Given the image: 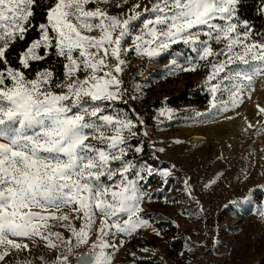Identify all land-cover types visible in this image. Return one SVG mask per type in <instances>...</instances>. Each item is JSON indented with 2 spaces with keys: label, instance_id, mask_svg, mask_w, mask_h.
Masks as SVG:
<instances>
[{
  "label": "snow or ice",
  "instance_id": "6c2138e0",
  "mask_svg": "<svg viewBox=\"0 0 264 264\" xmlns=\"http://www.w3.org/2000/svg\"><path fill=\"white\" fill-rule=\"evenodd\" d=\"M113 3L121 9L129 0H0V264L13 250L33 247L66 249L50 264H114L125 243L116 238L149 225L141 215L145 189L155 176L168 184L174 167L144 159L145 121L134 109L117 108L127 103L128 54L152 60L182 43L195 56L187 66L173 60V72H195L210 60L204 84L212 99L198 117L236 108L264 76V39H253L252 26L239 18L243 0H153L116 15ZM40 7L43 20L34 23ZM33 30L37 36L10 59ZM53 56L63 61L58 83L55 64L33 72ZM50 222L64 232L50 231ZM80 248L87 251L75 252Z\"/></svg>",
  "mask_w": 264,
  "mask_h": 264
},
{
  "label": "rangeland",
  "instance_id": "374dc122",
  "mask_svg": "<svg viewBox=\"0 0 264 264\" xmlns=\"http://www.w3.org/2000/svg\"><path fill=\"white\" fill-rule=\"evenodd\" d=\"M137 2L143 6L153 0H129L121 9L113 3L109 11L114 15L126 12ZM189 56L195 54L181 43L152 60L134 52L125 57L122 79L127 103L117 108L134 109L145 121L141 128L148 133L144 159L161 169L174 167V171L168 184L158 176L150 179L145 189L149 198L141 213L149 225L131 237L116 238L117 243L120 239L125 243L114 256V264H137L146 258L163 264H264V132L256 131L264 124V116L258 114L259 107H264V76L254 80L250 97L244 94L236 108L198 117L197 113H208L212 99L204 84L211 61L200 62L195 72L171 70L173 60L187 66ZM52 88L60 91L55 84ZM218 99L229 96L218 93ZM249 123L254 127L248 128ZM197 134L205 139L192 138ZM50 224V231L64 232L58 223ZM73 224L79 228L80 221ZM99 226L97 217L93 240ZM166 229L174 233L164 235ZM61 254H66L64 247L13 250L4 264L25 259L41 264L40 257L51 262Z\"/></svg>",
  "mask_w": 264,
  "mask_h": 264
},
{
  "label": "trees",
  "instance_id": "16d2710c",
  "mask_svg": "<svg viewBox=\"0 0 264 264\" xmlns=\"http://www.w3.org/2000/svg\"><path fill=\"white\" fill-rule=\"evenodd\" d=\"M261 7L262 3L261 0H243V4L239 11V18L247 19L249 24L253 28V36L256 38L262 39L264 38V15L261 14ZM43 20V7H40L37 10V14L34 18V23L42 22ZM37 36V32L35 30L28 33L26 41L23 43H17L12 49V52L9 53V58L12 59V54L15 52H18L20 49L24 48L29 41H31L33 38ZM15 63V60L12 61ZM63 61L57 62L56 58L50 57L48 60L41 62L40 64H34L33 65V72L37 68H43L52 64H55L56 67V76L57 81L61 80L63 76V69L61 67V64ZM162 223H160L158 226H162ZM162 233L164 235H172L174 232L172 230H163ZM137 264H163L162 262H159L153 258H146V259H140L137 261Z\"/></svg>",
  "mask_w": 264,
  "mask_h": 264
},
{
  "label": "bare ground",
  "instance_id": "6f19581e",
  "mask_svg": "<svg viewBox=\"0 0 264 264\" xmlns=\"http://www.w3.org/2000/svg\"><path fill=\"white\" fill-rule=\"evenodd\" d=\"M192 138H195V139H205V137L203 135H193Z\"/></svg>",
  "mask_w": 264,
  "mask_h": 264
},
{
  "label": "built area",
  "instance_id": "2783aa9c",
  "mask_svg": "<svg viewBox=\"0 0 264 264\" xmlns=\"http://www.w3.org/2000/svg\"><path fill=\"white\" fill-rule=\"evenodd\" d=\"M75 252H77L78 253V251L77 250H75ZM75 258H76V256H75V253L72 255V260L73 261H75ZM49 264H50V262H49Z\"/></svg>",
  "mask_w": 264,
  "mask_h": 264
}]
</instances>
